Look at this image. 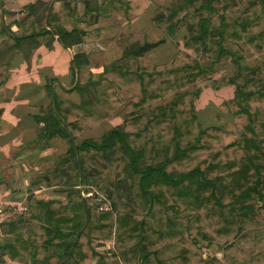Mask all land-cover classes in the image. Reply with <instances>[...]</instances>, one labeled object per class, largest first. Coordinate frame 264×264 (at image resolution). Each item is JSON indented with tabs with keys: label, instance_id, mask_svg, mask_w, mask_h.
I'll use <instances>...</instances> for the list:
<instances>
[{
	"label": "trees",
	"instance_id": "trees-1",
	"mask_svg": "<svg viewBox=\"0 0 264 264\" xmlns=\"http://www.w3.org/2000/svg\"><path fill=\"white\" fill-rule=\"evenodd\" d=\"M115 1L125 19L152 6L36 0L23 6L22 20L6 22L18 11L0 0V51H14L10 61L21 53L28 62L45 38L47 47L54 37L68 49L83 46L70 60L73 83L60 87L80 102L58 95L51 78L45 109L35 115L36 142L60 138L66 150L34 173L30 195L52 187L59 196H29L25 216L0 220V264H11L4 257L18 264H264V0L155 3L149 20L163 36L128 42L94 73L85 49L88 32L100 28L92 14ZM179 32L171 60L147 56ZM224 64L231 70L215 77ZM9 75L6 69L0 83ZM227 87L233 96L215 118L223 122L227 113L230 120L202 125L195 102L203 89ZM122 89L131 94L123 120L89 135L118 115ZM166 94L164 105L144 108ZM92 189L103 195L96 206L115 210L94 209L86 195ZM110 237L116 247L99 250L98 241Z\"/></svg>",
	"mask_w": 264,
	"mask_h": 264
},
{
	"label": "rangeland",
	"instance_id": "rangeland-1",
	"mask_svg": "<svg viewBox=\"0 0 264 264\" xmlns=\"http://www.w3.org/2000/svg\"><path fill=\"white\" fill-rule=\"evenodd\" d=\"M166 1L167 0H150V3L152 6L144 7L140 14H136V16L132 15L128 19H125L123 17V13L120 10L113 9L112 6L118 5V2H116V1L112 5H109L108 7L106 6L105 10L100 9L98 13H93L92 16L97 21H99L98 26L100 28L97 30L90 31L87 34L88 37L90 38V43L86 45L85 49L87 50V55L89 58V66L91 68V71L94 73L101 72L103 70L104 65L108 64L109 62L113 61L114 59L118 58L121 55L125 46L128 45V42L141 41L144 38H146L149 41H152L156 37H158V38L162 37L163 36L162 30L159 27L154 26L149 19L154 15V10H153L154 4L157 3V4L162 5ZM23 6L19 5L16 0H7V4H6V7L8 9H11L12 11L13 10L14 11L15 10L16 11L22 10ZM24 16H25V14L23 13V10H22L21 12H18L17 15L4 16V18H5L6 22H10V21L14 20L15 18L18 20H22L24 18ZM182 36H183V34L181 32H179L177 39H167L163 44H161L160 46H158L154 50L148 52L147 56L150 57L152 60L158 62V63L171 60V58L178 51V49L181 48ZM92 38H95V39H93L94 41L91 40ZM45 39H42V40H45ZM29 44H26V46H29ZM45 47H47V46L45 45ZM82 49H83L82 44L75 45L71 48L72 52H70V53L73 55L74 53L79 52ZM7 52H9V51H7ZM261 52L264 53V49L261 50ZM61 53L63 55H61L60 52H58V51L52 50L51 48H50V50H47V49H45L43 51L41 50V54H42L41 64H43V65L39 66L38 69L29 70L28 69L29 68L28 63H26V61L24 62L21 60V57H23L21 53H19L17 55L18 59H14L15 58L14 57L13 58L14 60L13 59L11 60L12 65H11V61L8 64H5V59L3 57L6 56L5 55L6 53L2 49L0 51V78L2 77L3 72L6 69L8 70V72H10L9 74H12V72L10 70L11 67L12 66H14V68L19 67L20 69H22L21 70V73H22L21 77L22 78L17 79V81H14L12 83V86H14V84H16V83L20 84V82L22 80H24V81L30 80L33 83H28V84L24 83V84H22L23 87L18 86L17 88H15L16 89L15 97L17 98V100L20 99V97H22V92H24L25 89L32 87V86H28V85H31V84H33V86L37 85L34 81L35 79H31L32 77L35 78L36 76L41 75L40 84H39L40 87H36L37 89L36 88L35 89H36V93H38V92L43 93V92H45V90L43 89V85L48 83L49 81H51L50 79L53 78V76H54L53 69L56 67V65H54L52 63V60L54 61V58H57L58 60L62 59L59 62V63H62L66 59L64 55H68L64 51ZM18 60H21V61H20V63L17 64ZM249 60L251 62H254V63L257 61L256 58L254 59V57H251ZM55 70H56V74H59L58 68H55ZM230 70H231L230 65L224 64L223 66H221L218 69V73L215 75V77H219L223 71H230ZM16 72H18V71L13 70V73L16 74ZM43 74H45V76H43ZM60 77H62L61 79H65L66 82L64 80L62 82L60 79L54 77L55 81L53 83V87H54L55 92L58 95L62 96L64 99H67V100L75 102V103H79L80 97L76 91H66V90L60 88L61 86L64 88H69V86H71V84L73 83V81L75 79L74 76L72 75V79L70 81L68 78H64V73ZM87 77H88V74L84 73V74H82L80 80L84 81ZM4 82H3V84L0 83V88L4 85ZM42 82H43V84H41ZM191 87L193 88L194 86L192 85L189 88H184V89H190ZM136 91L137 90L134 89L133 92H136ZM6 93L8 95H10L12 93L11 95H13L14 90L13 89L7 90ZM117 95L121 101V105L117 109L118 115L112 117L111 119H104L103 121H101L96 127H94L93 129L90 130L89 135L90 134H99L103 130L107 129L110 126V124L116 125L123 120V114H124V112H126V108H127L126 104L129 102L131 94L129 92H127L126 90L122 89V90H119L117 92ZM232 96H233V88L232 87H227V88H225L219 92H215L209 88H204L202 93L200 94L198 100H196V102H195L196 113H197L202 125L206 126L209 124H219V123L222 124V123H224V121L230 120V118L228 116L229 114H227V113H224V121L223 122H219L218 120H216L215 116L217 114H219V112L221 111L219 109V105L221 103H224L227 99L231 98ZM30 100L31 101H29L25 105L27 107L23 106L20 108L21 112H27L28 110H34L35 112H39L41 110V107H40V110L38 111V104L36 103V101H34L33 99H30ZM169 100H170V95L166 94L165 96H163L160 99L152 101L149 104L148 103L144 104V108L148 110L150 108H153L156 105H164ZM35 128H36V130H35ZM0 131H2V130H0ZM37 135H38V126L34 125L32 127V129L29 131V134L25 133L22 136L20 143L23 142L22 144L25 145L31 141L30 138L37 137ZM87 135H88V133L86 132L80 136L85 137ZM50 144L52 147V149H51L52 151L49 155H47V153L42 150L40 145H35V148H34L35 151L32 153V155H30L32 157L28 156V154H30V151L32 152V150H33V149H31V146H30L31 144L26 146L24 148V150H22L25 152H24V156L21 157L20 160L24 165L23 166L22 165L12 166L13 168H11V171H12L13 175L15 176L16 181H14L13 183L10 182V186L12 187V189H14V191L15 190L24 191V197L25 198H23L19 202L20 204L7 205L8 207L9 206L12 207L9 209L14 208L11 212H8V209L1 210V208H0V220H5V219H7V220H18L21 216L26 215L27 208H28V205H27L28 204L27 203L28 198H29V196H34V195H30L31 193L29 191H26V188H25L26 187V183H25L26 174L24 176V173L20 169H21V167H23V169L25 167L26 170L24 169V171H26L28 173L27 170L31 168L30 169V177L34 178L33 175L36 172L34 167H37L38 170L40 169L42 171L45 170V168L52 167L56 163V159H55L56 155H58L59 153H63L66 150V142L63 139L56 138V139H53L50 142ZM18 145H16V146H18ZM19 148H20V146L16 147V149L13 148L14 150L18 149L17 155L20 154ZM22 154L23 153H21V155ZM39 154H40V156H39ZM44 154H46V155L44 156ZM10 157H11V159L13 158L14 161L17 159L16 157L12 156V154L10 155ZM12 194H14V193H12ZM86 195L91 196L92 207L94 209H97V210L114 209L112 207V205L108 204V203L102 204L100 206L95 205V202L97 203L99 198H101V199L103 198V195H101V193L98 194L92 189V191L88 192ZM42 196L47 198V199H50V198L58 197L59 194H55V191L53 190L52 187H44V189L42 190ZM129 207L131 210H135L133 208L137 209V207H133V206H129ZM114 243L115 242H114L113 238H111V237H110V239H103V241H101V243H100V241H98V247L97 248L99 250L110 252V250H112L116 247V245ZM41 251H42V254H44V252H46L43 249H41ZM4 258L6 259V261H8L11 264H18L14 261H11L10 259H7L6 257H4ZM112 262L114 264H120L119 260H116L115 262L112 261Z\"/></svg>",
	"mask_w": 264,
	"mask_h": 264
},
{
	"label": "crops",
	"instance_id": "crops-1",
	"mask_svg": "<svg viewBox=\"0 0 264 264\" xmlns=\"http://www.w3.org/2000/svg\"><path fill=\"white\" fill-rule=\"evenodd\" d=\"M16 1L19 5L23 6L26 3L34 2L36 0H16ZM44 41L45 40L40 41V44L33 50L32 55L30 57V60L28 62H26V63H28V67H29L28 69L29 70L38 69L39 66L43 65V64H41V62H42L41 61L42 60L41 59L42 58L41 50L42 51L45 49L50 50V48H51L54 51L60 52L61 55H63L61 52L64 51L68 55H64L66 59L62 63H59L62 59L58 60L57 58H54V61L52 60V63L54 65H56L55 68H58V71H59V74H56L57 69L56 70H55V68L53 69V72H54L53 78L56 77L63 82V80L65 81V79H61L62 77H60V76L64 73V78H68L70 81L72 79V73L70 70V60L72 57V54L70 53V52H72L71 48L68 49V48L63 47V45L55 37H54V40L52 42L51 47H45ZM4 52L6 53L5 54L6 56L3 58L5 59V64H8L10 62V58H11L12 54L14 53V51H12V52L4 51ZM14 59H18V56L16 55ZM21 60L24 61L22 57H21ZM21 60H18L17 64L20 63ZM11 65H12V61H11ZM19 69H20L19 67L14 68V66H12L10 69L12 74L9 75L8 79L4 82V85L0 88V130H2V131H0V208H1V210H6V209L9 210V208H12V207H10V206L8 207L7 205L20 204L19 202L23 198H25L24 197V191H17V190L14 191V189H12V187L10 186V182L13 183L14 181H16V178L11 171V168H13L12 166H15V165L16 166H19V165L23 166L24 165L20 160L21 157L24 156V152H25L22 150H24V148L26 146L31 144L30 146H31V149H33V150H32V152L30 151V154H28V156L32 155V153L35 151L34 150L35 145H40L42 150L45 151L47 153V155H49L52 151L51 150L52 147L50 144L51 141L49 142L48 145L46 142H44L42 140L36 142L37 137L30 138L31 141L29 140L30 142H28L25 145L22 144L23 142L20 143L22 136L25 133L29 134V131L32 129V127L34 125L38 126V129H39L41 123L40 124L36 123L35 115L40 114L42 112V110L45 109V106H46L45 104L47 103L48 100L46 97V92L36 93V89H37L36 87H40L39 84H40L41 75L36 76L35 78L34 77L31 78V79H35L34 81L37 85L36 86H33V84L28 85V86H32V87L25 89L24 92H22V97H20V99L17 100V98L15 97V91H16L15 88H17L18 86L23 87L22 84H24V83H26V84L33 83L30 80H27V81L22 80L20 82V84L16 83V84H14V86H12V83L14 81H17V79L22 78L21 77V75H22L21 70L22 69H20V70ZM13 70H17L18 72H16V74H15V73H13ZM43 76H45V74H43ZM41 84H43V82ZM45 85L46 84L43 85L44 90H45ZM11 89L14 90V94L11 95L12 94L11 93L10 95H8L6 92H7V90H11ZM30 99H33L34 101H36V103L38 104V111L40 110V107H41V110L39 112H35L34 110H28L27 112H21L20 108L23 106L27 107L25 105H26V103L31 101ZM35 130H36V128H35ZM16 145H18V146H16ZM19 146H20V148H19L20 154L17 155L18 149L17 150H14V149H16V147H19ZM21 153H23V154L21 155ZM11 154H12V156L17 158L15 161L13 158L11 159V157H10ZM40 154H39V156H40ZM45 155L46 154H44V156ZM30 157H32V156H30ZM24 169L26 170L25 167H24ZM24 169H23V167H21L20 170L24 173V176L26 174V176H25L26 187L25 188H26V191L30 192L29 182L32 179V177H30V169L31 168L27 170L28 173L26 171H24ZM34 169L36 171L38 170L37 167H34ZM43 189H44V187L35 189L33 191L34 196L43 197L42 196V190ZM12 193H14V194H12ZM27 203H28L27 205H29V199H28Z\"/></svg>",
	"mask_w": 264,
	"mask_h": 264
},
{
	"label": "water",
	"instance_id": "water-1",
	"mask_svg": "<svg viewBox=\"0 0 264 264\" xmlns=\"http://www.w3.org/2000/svg\"><path fill=\"white\" fill-rule=\"evenodd\" d=\"M8 11V10H7ZM22 10H19L18 12H21ZM10 12H12V11H10Z\"/></svg>",
	"mask_w": 264,
	"mask_h": 264
}]
</instances>
